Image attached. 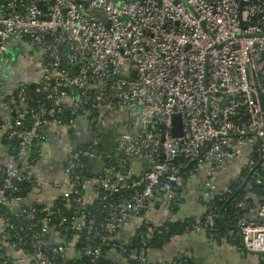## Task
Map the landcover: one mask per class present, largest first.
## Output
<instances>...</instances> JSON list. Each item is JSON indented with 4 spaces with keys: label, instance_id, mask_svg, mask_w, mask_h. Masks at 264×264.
I'll return each mask as SVG.
<instances>
[{
    "label": "built area",
    "instance_id": "obj_1",
    "mask_svg": "<svg viewBox=\"0 0 264 264\" xmlns=\"http://www.w3.org/2000/svg\"><path fill=\"white\" fill-rule=\"evenodd\" d=\"M12 38L28 43L20 63L39 73L33 93L43 99L28 108L30 91L18 87L4 101L15 115L0 123V133L23 167L9 161L0 171V245H25L1 208L22 200L20 184L35 186L28 167L36 153L42 157L34 150L45 142L42 130L52 125L72 134L80 122L93 134L112 130L116 145L111 154L96 152L97 141L68 145L58 200L69 215L92 210L86 225L68 227L73 217L56 205L46 206L42 219L37 207L22 208L21 219L31 215L29 228L40 225L30 252L20 249L28 264H78L82 257L90 264H154L150 241L177 222L174 190L194 181L204 215L187 218L194 224L184 233L216 240L214 200L232 194L229 185L219 188L230 163L238 168L233 181L257 208L216 241L228 246L239 237L247 254L264 255V0H0V58ZM174 115L181 118L179 137L172 134ZM245 197L233 198L235 209ZM62 226L76 240L84 232L86 248L66 241ZM137 228L140 247L131 250L130 239L118 236ZM193 260L182 248L167 264Z\"/></svg>",
    "mask_w": 264,
    "mask_h": 264
},
{
    "label": "crops",
    "instance_id": "obj_2",
    "mask_svg": "<svg viewBox=\"0 0 264 264\" xmlns=\"http://www.w3.org/2000/svg\"><path fill=\"white\" fill-rule=\"evenodd\" d=\"M29 50L28 43L26 41L12 38L8 40L7 50L5 57L0 58V72L5 66L6 58L11 54L12 60L18 67L14 72V77L10 78L4 84H0V123L8 120L12 117L10 110L4 106L6 96L11 93V90H16L20 86L19 79L35 82L38 80V72L34 68H23L20 63V58L24 53ZM6 69V67H5ZM13 92V91H12ZM4 94V95H3ZM3 95V98H2ZM42 134L45 138V142L42 144V157L39 161L32 165H29V171H31L32 179L35 186L30 185L25 192H23L22 200L12 204L10 207L14 218L20 217L21 209L26 208L30 211L31 207L49 206L54 205L60 195V187L63 183V178L60 172H62L65 153L69 140L72 138L69 134L62 130L54 128L52 125L44 127ZM7 147L9 149L7 150ZM14 154L13 145L6 140L3 133H0V171L3 166L9 162L11 155ZM60 161L63 162L59 168L61 170H50L53 165H60ZM236 170L232 169V166L228 165L226 175L219 179V188H225L229 185L231 178H235ZM49 175V176H48ZM187 185H192L191 189L187 191ZM185 185L183 188H176L174 190V197L176 206L173 208V218L177 222L183 221V219L191 218L194 220H202L204 215V207L198 202L200 194V182H192ZM177 189L179 191H177ZM192 193L197 194L193 199ZM154 203L153 208H155ZM160 208V207H159ZM158 206L154 210L155 213L162 214L159 211ZM175 214V215H174ZM23 220H31V215L28 214L23 217ZM2 229V222L0 220V231ZM132 228H130L131 230ZM130 230H124L120 232L119 238L130 239L133 234ZM9 256V264H28L24 260L23 253L20 249L15 247L4 246ZM186 249L195 256L192 264H258L256 257L246 253L247 259L243 254H239L234 250L233 246L221 244L220 241H216L206 235V233H183L181 235L174 236L170 242L160 251L151 250L148 253V260L154 264H167L168 260L173 257L180 249ZM73 256L68 254L67 260H72ZM120 261V259H119Z\"/></svg>",
    "mask_w": 264,
    "mask_h": 264
},
{
    "label": "trees",
    "instance_id": "obj_3",
    "mask_svg": "<svg viewBox=\"0 0 264 264\" xmlns=\"http://www.w3.org/2000/svg\"><path fill=\"white\" fill-rule=\"evenodd\" d=\"M19 82H20V86H19L20 88L24 87L28 92L30 91L31 101L28 104V108H31L37 102L42 101L43 98L41 96H36L33 93V91H35V89L39 87L37 84L30 82L28 80H23V79H19ZM16 90H11L10 94H14ZM69 136L72 137L69 140L70 141L69 144H72L74 148L76 149L86 147L92 141H97L98 146L95 147L96 152H100L104 154H111L113 153V148L116 145V134L112 130L106 127H103L100 130H98L97 133L93 134L89 130L88 125L82 124L80 122H79V125L75 128V131L72 134H69ZM76 137H80V140H77ZM42 146L43 145L41 144L39 145L35 144L34 150H41ZM39 159H40V156L38 155V153H36V156L34 157V162L31 165L33 166L34 164H36L39 161ZM9 161H12L17 166H19L20 169H22L23 163H21L20 161L16 159L15 150H14V154L11 155ZM62 164L63 162L60 161V165H53L49 169L54 170L56 168L55 170L57 169L61 170L59 166H61ZM230 165L232 166L233 170L238 169L237 164L230 163L229 166ZM231 180L232 182L229 183V188L232 190V194L227 195L225 200L221 203L217 202L216 198L214 200V202L217 204V210H218L217 211L218 218L216 220V227L213 230L215 231V234H216L215 236L216 240L225 236V234L228 231L236 230V222L240 219L250 218V216H252V213L257 208V203L255 201V198L253 196L246 198L245 194L242 193L240 190L242 187V184L239 183L237 180L233 181L234 178H231ZM0 183H1V177H0ZM28 187H29L28 184H25V183L20 184V188L24 189V191L20 193L21 197L23 195V192H25ZM235 197H240L242 199H244V197L246 198L245 200H243V202L245 203L244 207L240 209L234 208V205L236 202H234L233 198ZM54 205H56V208H59L62 210L63 215L66 218L69 219L70 215L71 217H73V221L67 224L68 227H70L71 224H78L80 222H83L86 225L87 218H88L87 214L89 213L90 210H92L91 208H89V209L83 210L81 214L79 215H72V214L69 215V212L63 207V203L61 201H56ZM44 208H45L44 206L38 207L39 212L35 213L36 215L40 217V219L44 218L45 213L42 212ZM1 214L6 216V218H8L10 222L14 223L16 230L12 231V235L16 237H22L25 245L21 247L20 249L25 252L26 251L30 252L31 250L30 238L33 235V234L31 235V232L34 231L36 232V234H38V231L40 230V225L38 226L37 229L29 228L30 226L29 224H31L30 220L24 221L21 218H18V219L14 218L12 215V211L5 206L1 208ZM102 218L104 217L100 215V219ZM193 224L194 222L189 219H184L181 222L168 223L165 226L166 229L165 231L162 232V234H155L154 238L150 241L148 245L149 248L152 250H156V251L161 250L162 247L165 245V243H167L173 236L183 234L184 232L188 230V228L192 227ZM60 228L62 230L63 236H65L66 238V241L75 245V247L79 250H84L86 248L87 243H85L84 241V232H81L78 237L79 239L76 240V239H73V235H74L73 232H70L68 230L65 231L66 229L63 226ZM139 229L140 228H137L136 231L132 232L133 236L130 238V242L132 244V248H130L131 250H135L140 247V238L137 235V232ZM227 242L231 246H233L236 252H238L239 254H243L242 256H245V258L247 259L246 252L242 245V241L239 237H236L235 239H228ZM10 243H17V239L10 241ZM132 255L133 253L130 254V256ZM254 257H256V261L258 262V264H264V255H257ZM8 258L9 256L5 248L3 247V245H0V261L7 260L8 262H10ZM77 263L78 264H90V261L88 258L82 257L81 260H79ZM99 264H136V263L134 262V260L133 261L128 260L127 258L120 259V261L117 258H106V259L101 260Z\"/></svg>",
    "mask_w": 264,
    "mask_h": 264
},
{
    "label": "rangeland",
    "instance_id": "obj_4",
    "mask_svg": "<svg viewBox=\"0 0 264 264\" xmlns=\"http://www.w3.org/2000/svg\"><path fill=\"white\" fill-rule=\"evenodd\" d=\"M6 67V69H5ZM18 70L17 65L15 62L12 60V55L10 54L6 58V63L2 71L0 72V84H4L7 82L10 78L14 77V72L15 70ZM112 115H116L117 117L121 115V112H115ZM66 151H62L61 153H65ZM49 176V175H48ZM192 185H187V191L191 189ZM193 199H195L196 195L195 193H192Z\"/></svg>",
    "mask_w": 264,
    "mask_h": 264
},
{
    "label": "water",
    "instance_id": "obj_5",
    "mask_svg": "<svg viewBox=\"0 0 264 264\" xmlns=\"http://www.w3.org/2000/svg\"><path fill=\"white\" fill-rule=\"evenodd\" d=\"M3 95H2V98H3ZM261 101L263 102V97H261ZM263 106H264V104H263ZM11 115L14 116L15 113L13 112ZM172 126H173V128H172V134H173V136L174 137L181 136L182 124H181V118H180V116H178V115L172 116ZM8 149H9V147H7V150ZM63 177H65V176H62V178ZM177 191H179V190L177 189ZM259 193L262 194L263 192H259Z\"/></svg>",
    "mask_w": 264,
    "mask_h": 264
}]
</instances>
